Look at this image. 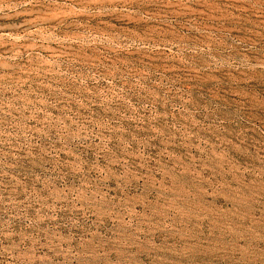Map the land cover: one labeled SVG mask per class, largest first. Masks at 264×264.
<instances>
[{
    "label": "rangeland",
    "instance_id": "1",
    "mask_svg": "<svg viewBox=\"0 0 264 264\" xmlns=\"http://www.w3.org/2000/svg\"><path fill=\"white\" fill-rule=\"evenodd\" d=\"M23 1L0 264H264V0Z\"/></svg>",
    "mask_w": 264,
    "mask_h": 264
},
{
    "label": "bare ground",
    "instance_id": "2",
    "mask_svg": "<svg viewBox=\"0 0 264 264\" xmlns=\"http://www.w3.org/2000/svg\"><path fill=\"white\" fill-rule=\"evenodd\" d=\"M28 0H24L23 3H26ZM107 1V0H106ZM108 2V1H107ZM116 3V2H115ZM101 4V3H100ZM106 4V3H105ZM95 5V4H94ZM103 5V4H101ZM100 6V5H99ZM103 7V6H102Z\"/></svg>",
    "mask_w": 264,
    "mask_h": 264
}]
</instances>
